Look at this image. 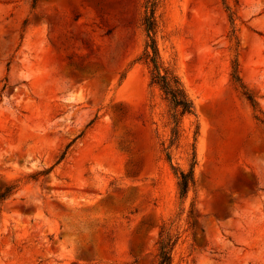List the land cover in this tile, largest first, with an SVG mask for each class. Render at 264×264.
<instances>
[{
	"label": "rangeland",
	"instance_id": "obj_1",
	"mask_svg": "<svg viewBox=\"0 0 264 264\" xmlns=\"http://www.w3.org/2000/svg\"><path fill=\"white\" fill-rule=\"evenodd\" d=\"M155 1L173 141L146 0H0V264H264V0Z\"/></svg>",
	"mask_w": 264,
	"mask_h": 264
},
{
	"label": "trees",
	"instance_id": "obj_2",
	"mask_svg": "<svg viewBox=\"0 0 264 264\" xmlns=\"http://www.w3.org/2000/svg\"><path fill=\"white\" fill-rule=\"evenodd\" d=\"M144 7L145 14L142 25L147 39L142 52V58L149 67L150 83L160 89L164 98L169 103L171 111L170 117L172 120L170 132L172 136L171 140L173 141L178 136L181 117L185 114L193 112V104L177 74L173 69L165 66L160 58L156 42V1L146 0ZM248 100L251 102L252 106H255L256 102H254L250 96H248ZM167 159L170 161V155L168 153ZM193 163L194 162L191 163L188 170L171 166L177 178V188L180 198H184L186 196L189 187L194 183ZM49 170L50 169H45L35 175L45 174ZM13 188L14 186H6L0 189V202L11 194ZM174 243L175 239H173V235L170 232L163 233V230H161L159 240L157 241L158 252L156 254V259L152 264H171L170 251L172 250Z\"/></svg>",
	"mask_w": 264,
	"mask_h": 264
}]
</instances>
